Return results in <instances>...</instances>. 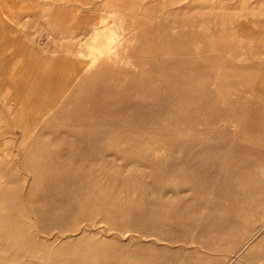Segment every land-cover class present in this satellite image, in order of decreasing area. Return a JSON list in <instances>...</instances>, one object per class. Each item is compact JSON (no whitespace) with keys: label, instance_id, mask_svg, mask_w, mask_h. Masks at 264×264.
<instances>
[{"label":"rangeland","instance_id":"obj_1","mask_svg":"<svg viewBox=\"0 0 264 264\" xmlns=\"http://www.w3.org/2000/svg\"><path fill=\"white\" fill-rule=\"evenodd\" d=\"M263 223L264 0H0V264H264Z\"/></svg>","mask_w":264,"mask_h":264},{"label":"crops","instance_id":"obj_2","mask_svg":"<svg viewBox=\"0 0 264 264\" xmlns=\"http://www.w3.org/2000/svg\"><path fill=\"white\" fill-rule=\"evenodd\" d=\"M4 5H8V1H4ZM21 59V62L22 64L20 65V71L22 70H27L29 73L28 75H30L31 77H34L35 74L37 73V70H36V65L39 61L42 60V58L40 59H24L22 53H20V55H18V59L17 61ZM18 71V73L20 72ZM17 73V74H18ZM31 83V82H30Z\"/></svg>","mask_w":264,"mask_h":264},{"label":"bare ground","instance_id":"obj_3","mask_svg":"<svg viewBox=\"0 0 264 264\" xmlns=\"http://www.w3.org/2000/svg\"><path fill=\"white\" fill-rule=\"evenodd\" d=\"M262 231H264V223L263 225H261V227L258 229V231L251 237V239L246 243V245L239 251L238 254H240V252L246 247L248 246L255 238L257 235H259ZM237 254V255H238ZM236 258V257H235ZM231 263V262H230ZM229 264V263H228Z\"/></svg>","mask_w":264,"mask_h":264}]
</instances>
